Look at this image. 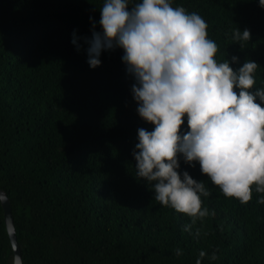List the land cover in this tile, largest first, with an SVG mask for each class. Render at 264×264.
Instances as JSON below:
<instances>
[{
    "label": "trees",
    "instance_id": "obj_1",
    "mask_svg": "<svg viewBox=\"0 0 264 264\" xmlns=\"http://www.w3.org/2000/svg\"><path fill=\"white\" fill-rule=\"evenodd\" d=\"M102 2L0 0V187L11 200L23 264H195L201 250L202 264H264V204L257 203L264 194L253 190L247 203L226 197L198 162L180 156L181 173L210 191L201 197L210 215L189 234L182 226L192 218L160 204L135 178L137 130L154 125L136 111L123 49L103 51L93 69L84 41L80 51L72 43L74 30L91 36L93 19L101 30ZM177 5L205 20L216 59H228L234 71L255 61L250 91L264 87L258 0H173ZM236 28L252 33L243 49L232 39ZM14 259L0 199V264Z\"/></svg>",
    "mask_w": 264,
    "mask_h": 264
},
{
    "label": "clouds",
    "instance_id": "obj_2",
    "mask_svg": "<svg viewBox=\"0 0 264 264\" xmlns=\"http://www.w3.org/2000/svg\"><path fill=\"white\" fill-rule=\"evenodd\" d=\"M258 4L264 8V0ZM99 8L101 30L93 19L91 36L79 37L74 30L72 43L80 51L84 41L93 69L101 65L103 51L123 49L121 60L135 81L136 111L154 125L151 131L137 130L134 176L147 182L160 204L192 218L182 231L193 234L196 220L210 215L201 199L210 191L204 180L181 173L180 156L190 166L198 162L226 197L247 203L253 190L264 194V87L250 91L258 64L249 59L234 71L228 59H216L218 45L205 20L173 6V0H103ZM251 38L249 29H233L232 39L242 49ZM185 115L190 130L181 134ZM257 203L264 204V195ZM199 235L197 228L194 236ZM206 255L201 250L195 264Z\"/></svg>",
    "mask_w": 264,
    "mask_h": 264
},
{
    "label": "water",
    "instance_id": "obj_3",
    "mask_svg": "<svg viewBox=\"0 0 264 264\" xmlns=\"http://www.w3.org/2000/svg\"><path fill=\"white\" fill-rule=\"evenodd\" d=\"M0 199L5 210L7 229L14 247L15 259L18 258V264H23V257H22L21 247L19 245L17 238V231L13 217L11 200L7 192L3 190L1 187H0Z\"/></svg>",
    "mask_w": 264,
    "mask_h": 264
}]
</instances>
